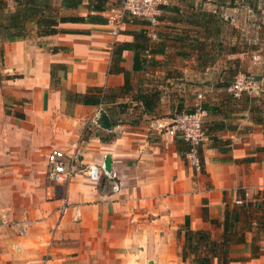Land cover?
Listing matches in <instances>:
<instances>
[{
	"label": "crops",
	"instance_id": "0c3cea01",
	"mask_svg": "<svg viewBox=\"0 0 264 264\" xmlns=\"http://www.w3.org/2000/svg\"><path fill=\"white\" fill-rule=\"evenodd\" d=\"M94 1L51 4L61 15L103 17L115 4L98 12ZM16 10L14 0H0V264H190L185 223L220 240L232 208L243 239L228 245V264H264V7L162 0L154 22L136 19L117 35L105 22H60L56 33L38 35L28 22L27 35L10 40L2 26ZM243 76H258V90L235 98L227 87ZM67 91L100 93L103 103L74 102ZM8 100L12 112L3 110ZM197 105L208 111L200 171L165 132ZM100 109L109 128L95 122ZM74 145L82 171L69 182L48 179L49 149ZM105 155L117 192L85 173Z\"/></svg>",
	"mask_w": 264,
	"mask_h": 264
},
{
	"label": "built area",
	"instance_id": "2783aa9c",
	"mask_svg": "<svg viewBox=\"0 0 264 264\" xmlns=\"http://www.w3.org/2000/svg\"><path fill=\"white\" fill-rule=\"evenodd\" d=\"M161 5L162 0H115V4L109 6L105 15V24L109 26L108 32L117 35L124 24L132 23L136 19L154 22L161 15ZM227 90L235 98H239L244 93L257 91L258 86L252 78L243 76L230 83ZM262 96L264 97V90ZM207 112L206 108L197 105L191 111L174 115L165 128L170 140L181 138L187 144L184 160L195 171L202 170L200 150L205 136L204 122ZM45 158V175L52 181L69 182L82 171L78 168L79 152L76 145L69 149L50 148ZM85 173L92 183L105 177L111 183L112 191L117 192L120 188L121 184L116 172L112 169L105 170L104 163L87 165ZM242 202V199L236 200L237 204ZM68 205L67 200L64 199L61 209L65 210Z\"/></svg>",
	"mask_w": 264,
	"mask_h": 264
},
{
	"label": "trees",
	"instance_id": "16d2710c",
	"mask_svg": "<svg viewBox=\"0 0 264 264\" xmlns=\"http://www.w3.org/2000/svg\"><path fill=\"white\" fill-rule=\"evenodd\" d=\"M16 2L17 10L15 14L9 18V23L3 25V29L6 31L7 39H14L16 37H25L27 35L26 23L32 22L37 28L38 35H51L58 31L57 25L60 22H89V23H106V18L91 12L87 13L86 16H75V15H61L57 8L51 4V0H14ZM83 0H62L61 6L67 9L78 6ZM92 4V11L102 12L105 11L106 3L108 0H95ZM129 45V44H128ZM128 45H124L128 47ZM2 63V49L0 48V64ZM134 69L139 68L137 54L134 56ZM2 78L0 70V81ZM52 82L54 81L53 67L51 71ZM67 98L74 102L100 105L103 103L102 95H89L80 94L77 92L67 91ZM144 107L148 106L149 101L142 98ZM191 111V110H190ZM18 117H23V114H18ZM184 143V148L181 151L182 155L187 148V144ZM184 157V156H183ZM202 160V159H201ZM244 202H242L243 205ZM205 212V207H204ZM237 225H241V221L238 216V209L232 208L226 210L224 213V219L222 222L223 235L220 240H214L211 238L210 232L206 230H193L189 227V224L185 223V241L182 247V258L188 260L190 264H212L214 257L218 259L219 264H228L233 261L234 258L228 256V245L233 241L242 240V235L238 237ZM202 245L208 250L207 254L198 253V246ZM254 252H256L253 249Z\"/></svg>",
	"mask_w": 264,
	"mask_h": 264
},
{
	"label": "water",
	"instance_id": "95a60500",
	"mask_svg": "<svg viewBox=\"0 0 264 264\" xmlns=\"http://www.w3.org/2000/svg\"><path fill=\"white\" fill-rule=\"evenodd\" d=\"M253 79L258 80L260 78H257L258 76H251ZM98 119L96 118L95 122L98 123L102 128H109L110 127V123H109V119L108 116L106 115V113L104 112V110L100 109L98 112ZM104 168L105 170H111V161H110V157L108 155H105L104 160Z\"/></svg>",
	"mask_w": 264,
	"mask_h": 264
},
{
	"label": "rangeland",
	"instance_id": "374dc122",
	"mask_svg": "<svg viewBox=\"0 0 264 264\" xmlns=\"http://www.w3.org/2000/svg\"><path fill=\"white\" fill-rule=\"evenodd\" d=\"M250 1H251V4H253V1H254L256 3L257 7H261V10L264 7V0H250ZM258 1H260V2H258ZM238 5L240 6L241 4H238ZM0 90L3 92V91H6L7 89L3 88L2 84H0ZM11 103H12V101H9V100L6 102L3 101V110H5L6 112H12Z\"/></svg>",
	"mask_w": 264,
	"mask_h": 264
}]
</instances>
